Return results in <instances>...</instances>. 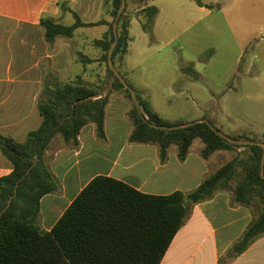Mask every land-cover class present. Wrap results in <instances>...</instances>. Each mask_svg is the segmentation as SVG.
<instances>
[{
    "label": "trees",
    "instance_id": "16d2710c",
    "mask_svg": "<svg viewBox=\"0 0 264 264\" xmlns=\"http://www.w3.org/2000/svg\"><path fill=\"white\" fill-rule=\"evenodd\" d=\"M129 1L119 20V42L113 53L116 66L118 60L123 63L131 41ZM196 1L199 6L215 8ZM108 2L110 20L85 22L78 12L69 8L74 24L65 25L43 16L40 25L48 44H53L58 37L73 38L79 28L108 27L104 36L95 39L93 44L102 51L98 61L106 64L114 78L112 89L120 91L131 102L128 113L134 126L131 142L157 145L163 160L174 146L179 159L186 160L195 140L203 142L201 155L205 159L220 150L239 151L188 193L151 195L121 180L97 176L51 231H45L38 222L41 200L58 189L46 164V151L57 136L66 144H76L82 129L89 124H94L98 136L104 139L110 100V94L104 95L106 89L101 83L88 81L82 75L58 82L42 92L38 105L41 125L30 131L24 142L0 134V152L12 164V172L0 178V264H161L192 207L212 199L220 191H230L235 203L256 209V217L231 250L232 257L239 256L264 236V179L260 175L263 147L232 145L204 123L176 131L152 128L148 122L167 126L185 122L167 121L137 93L147 122L135 107L130 91L111 71L108 50L115 39L113 22L122 0ZM158 13L155 6L141 11L140 21L145 32H151ZM80 59L85 65L95 62L84 53ZM185 70L197 77L192 66ZM227 135L264 143V138Z\"/></svg>",
    "mask_w": 264,
    "mask_h": 264
},
{
    "label": "crops",
    "instance_id": "0c3cea01",
    "mask_svg": "<svg viewBox=\"0 0 264 264\" xmlns=\"http://www.w3.org/2000/svg\"><path fill=\"white\" fill-rule=\"evenodd\" d=\"M151 1L133 0V9L128 14L132 15L131 25L134 17H138L141 24V11L152 6ZM224 2L229 6L233 0ZM212 3L216 7L221 4L218 1ZM241 4L244 14L247 5L254 8L251 11L252 23L256 22L264 32V0H242ZM204 5L209 4L204 2ZM69 8L78 12L85 22L110 20L108 0H0V134L24 142L28 133L41 125L38 105L45 89L61 81L73 80L78 75L96 82L86 74L93 65H96L97 71L103 69L98 61L102 53L93 58L95 62L92 64H84L74 71V57L82 53V44L77 40L76 33L73 38L58 37L53 44L45 40L41 18L50 16L65 24L67 14H72ZM198 8L213 14L214 8ZM217 9L221 12L223 8L218 6ZM101 11H105L107 16L99 19ZM247 24L246 20H241L242 26L248 27ZM102 26L106 28L105 34L108 27ZM130 38L128 53L123 63L118 62L121 65L117 66L124 76V72L130 70L131 34ZM112 85L113 82L107 85L104 92V95L110 94L106 108V137L100 138L95 125L89 124L82 129L76 144H66L61 137H56L46 151V164L58 183V189L41 200L38 222L45 231H51L97 176L121 180L151 195H169L177 191L188 193L232 159L230 151L224 150L205 159L201 155L204 144L197 140L184 161L179 159L175 146L163 160L157 145L131 142L134 126L128 113L132 105L120 91L113 90ZM134 89L149 101L145 92L140 94ZM202 118L205 116L193 118L190 122ZM176 121L184 120L180 117L173 122ZM218 161L225 162L218 164ZM11 172L12 164L0 152V178ZM255 217V208L235 203L230 191H220L212 199L192 207L161 264H264V236L255 240L239 256L231 255L232 248L241 240Z\"/></svg>",
    "mask_w": 264,
    "mask_h": 264
},
{
    "label": "rangeland",
    "instance_id": "374dc122",
    "mask_svg": "<svg viewBox=\"0 0 264 264\" xmlns=\"http://www.w3.org/2000/svg\"><path fill=\"white\" fill-rule=\"evenodd\" d=\"M200 1L209 5L218 1L222 5L219 3L213 14H207L198 8L196 0H152L151 5L159 13L151 32H145L138 17H134L129 30L133 38L128 56L130 70L124 74L140 94L148 95L149 103L165 119L173 122L181 117L190 122L205 116L229 135L262 140L264 32L256 22L252 23L254 8L247 5L244 14L242 0H233L229 6L224 0ZM133 6L130 0L127 14ZM218 6L223 8L221 12ZM106 16L101 11L97 18ZM242 19L248 22V27L241 25ZM64 22L74 24L73 14L68 13ZM105 29L103 26L77 29L81 52L91 58L101 54L92 40L102 38ZM100 65L103 69L97 71L93 65L86 75L106 89L114 78L105 63ZM83 66L80 54L74 57L73 70ZM188 66L197 72L196 78L185 70ZM238 151H230L232 158ZM222 162L225 161L218 164Z\"/></svg>",
    "mask_w": 264,
    "mask_h": 264
},
{
    "label": "water",
    "instance_id": "95a60500",
    "mask_svg": "<svg viewBox=\"0 0 264 264\" xmlns=\"http://www.w3.org/2000/svg\"><path fill=\"white\" fill-rule=\"evenodd\" d=\"M126 7H127V0H122L121 6H120V8H119V10L117 12V15H116V17L114 19V22H113V30H114L115 39H114L113 43L110 45L109 50H108V65H109L111 71L113 72V74L124 85L125 89H128L130 91L132 99H133V102H134V105L137 108L139 114L142 115L144 117V119L148 122V120L144 116V113H143L142 107L140 105V101H139L138 94H137L136 90L127 82L125 77L118 70V68H117V66H116V64L114 62V59H113L114 50H115V48H116V46H117V44L119 42V20L121 19ZM148 123H149V125L152 128L159 129V130H164V131L182 130V129H186V128L192 127V126H194L196 124H199V123H204V124L208 125L210 127V129L212 131H214L218 136L222 137L223 139H225L226 141H228L232 145H240V146L260 145L264 149V143H262V142L253 141V140H247V139H234V138L228 136L227 134H225L222 131H220L219 129H217L213 125V123L207 118H202V119L191 121V122H188V123L179 124V125H170V126L157 125V124L150 123V122H148ZM260 175L264 179V152H263V157H262Z\"/></svg>",
    "mask_w": 264,
    "mask_h": 264
}]
</instances>
